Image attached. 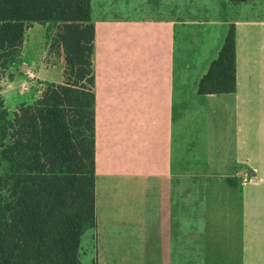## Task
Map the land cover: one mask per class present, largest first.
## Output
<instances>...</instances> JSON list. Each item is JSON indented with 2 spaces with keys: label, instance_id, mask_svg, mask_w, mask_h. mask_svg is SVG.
Instances as JSON below:
<instances>
[{
  "label": "crops",
  "instance_id": "obj_1",
  "mask_svg": "<svg viewBox=\"0 0 264 264\" xmlns=\"http://www.w3.org/2000/svg\"><path fill=\"white\" fill-rule=\"evenodd\" d=\"M89 7L94 226L82 235L80 264H264V0ZM48 24L27 27L17 75L0 79L5 108L17 76L20 86L35 77L37 90L63 82L62 64L45 61ZM230 30L234 90L199 93Z\"/></svg>",
  "mask_w": 264,
  "mask_h": 264
},
{
  "label": "trees",
  "instance_id": "obj_2",
  "mask_svg": "<svg viewBox=\"0 0 264 264\" xmlns=\"http://www.w3.org/2000/svg\"><path fill=\"white\" fill-rule=\"evenodd\" d=\"M32 23H53L45 61L63 56V82L12 114L0 96V264H80L94 226V23L89 0H0V79L20 62ZM54 65V64H53ZM234 90L230 30L199 93Z\"/></svg>",
  "mask_w": 264,
  "mask_h": 264
},
{
  "label": "rangeland",
  "instance_id": "obj_3",
  "mask_svg": "<svg viewBox=\"0 0 264 264\" xmlns=\"http://www.w3.org/2000/svg\"><path fill=\"white\" fill-rule=\"evenodd\" d=\"M54 26V24L53 23H49L45 28H46V31H47V40H48V37L49 36H51L52 34H53V32H54V29H55V27H53ZM37 40H36V38L34 37V36H32V39H31V35H29V40H28V43H27V45H26V47H25V53L27 54V56L28 57H30L29 55H33V57L34 56H37L38 54H36V51H37V48L39 47V45H38V43L36 42ZM38 45V46H37ZM47 47V46H46ZM21 60V59H20ZM50 61H51V65H53V64H56V65H58L59 63L60 64H62V66H63V68H64V60H63V56L61 55V53H57L56 52V50L54 51V52H52V54H51V56H50ZM20 63V62H19ZM19 63H17V64H15V65H13L11 68H9L8 70H6L3 74H2V77L1 78H3V79H5V78H7V76L9 77V76H13V75H17V70H18V68H19V66H20V64ZM59 69H57V68H54V69H52V71H51V74H50V77H56L57 76V74H58V71ZM35 80V77H33V78H29V79H26V80H24L23 81V83L21 84V86H20V82H21V80H22V77H15V81H14V85H15V90H14V92H12V94H11V96H9V99L7 100V103H6V108L8 109V107H9V109H10V111L13 109V107L16 105V103H17V101H19L20 99L21 100H26L27 99V97H29L30 96V92H31V90L32 91H36L37 93H39V92H42L45 88H46V86H47V84L48 83H44V87H38V90L37 89H34L35 87H33V88H31V89H29V90H27L26 92L25 91H23L22 90V85L23 84H25V83H27L29 80ZM4 81H2V83H3ZM35 83V82H34ZM33 82L31 83L32 85L31 86H36L37 87V85L36 84H38L37 82L34 84ZM19 86H20V88H21V90H22V92L23 93H21L22 94V96H19L18 94H17V90H18V88H19ZM35 93V92H34ZM40 94L41 93H39L38 95L40 96ZM32 103V102H31ZM30 104V103H29ZM9 111V112H10ZM10 114H12V113H10ZM2 170H3V166H0V173H2Z\"/></svg>",
  "mask_w": 264,
  "mask_h": 264
},
{
  "label": "built area",
  "instance_id": "obj_4",
  "mask_svg": "<svg viewBox=\"0 0 264 264\" xmlns=\"http://www.w3.org/2000/svg\"><path fill=\"white\" fill-rule=\"evenodd\" d=\"M32 84H31V81H28L27 83H25V84H23L22 85V90L23 91H27V90H29V89H31L33 86H31ZM35 87V86H34ZM249 180V177L248 176H243L242 178H241V181H240V183L241 184H244L245 182H247Z\"/></svg>",
  "mask_w": 264,
  "mask_h": 264
}]
</instances>
